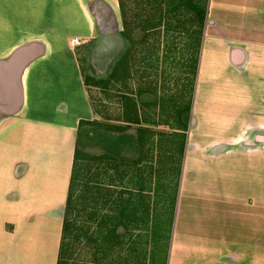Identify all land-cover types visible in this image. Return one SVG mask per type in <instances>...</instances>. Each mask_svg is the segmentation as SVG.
<instances>
[{
  "label": "crops",
  "instance_id": "0c3cea01",
  "mask_svg": "<svg viewBox=\"0 0 264 264\" xmlns=\"http://www.w3.org/2000/svg\"><path fill=\"white\" fill-rule=\"evenodd\" d=\"M100 2L119 10L0 0V61L43 48L0 120V264H57L79 124L94 117L70 40L96 38ZM185 135L166 264H264V0H207Z\"/></svg>",
  "mask_w": 264,
  "mask_h": 264
},
{
  "label": "rangeland",
  "instance_id": "374dc122",
  "mask_svg": "<svg viewBox=\"0 0 264 264\" xmlns=\"http://www.w3.org/2000/svg\"><path fill=\"white\" fill-rule=\"evenodd\" d=\"M140 1L124 0L131 32L121 54L104 73H98L91 64V50L95 39L86 43L79 40L78 45L74 46L71 45L70 40V47L78 60L94 113L92 123L82 125L78 131L79 158L85 163H100L99 170H103L105 168L103 161L111 159L107 152L108 143L106 140L122 136L132 137L134 141L122 143L118 153L117 162L122 166L121 171H124V176L133 179L136 175L135 167L152 172V181L147 184L150 188L149 192L143 195L148 197V200L145 198L146 204L149 202L150 206L148 223L143 224L145 226L140 227L139 231L135 229L129 231L127 236L128 241L135 240L140 236V239L137 240L138 244L148 254L153 207L157 201L159 202L157 206L161 208L162 200L168 193L166 191L170 180L172 182L171 189H173L176 181V169L179 165L176 154L172 156L166 150L160 151L159 148L157 151H152L148 143L154 137L166 140L169 144V141L174 137V127L177 123L176 117H174V105L186 103V94L182 91L192 90V85L191 87L189 85L191 81L194 86L195 77L190 69L185 67L192 55L196 53V47L195 42H193V49L187 47L189 41L186 36L187 32L194 31L195 27L190 28L189 24L179 25L183 21L182 18L187 16L184 15L188 10L187 0ZM195 1L200 2L201 5L207 4V0ZM118 9L117 24L120 31H123V18L119 6ZM160 12L163 20L159 27L156 23L159 20ZM155 24L156 26H154ZM144 35L147 36L146 41H143ZM195 37L197 38V35ZM167 45L168 48H166ZM128 48H134L135 54L145 53L149 57L147 77H143V82H141L144 83L142 87L145 92L143 94L138 92L139 84L134 75ZM150 66L155 69H151ZM137 67L140 71L143 70L141 66ZM163 99L165 101L161 104ZM160 105L163 108L162 111L159 109ZM138 142H141L142 145ZM179 143L180 141H178ZM179 149L181 146H178L177 151ZM168 151H171L169 146ZM170 169L171 178L169 177ZM115 185L111 190L114 191V194L123 191L125 181L121 183L117 181ZM103 187L106 190L107 187L104 185ZM167 216L168 214L164 218L166 219ZM91 255L89 245L82 243L75 247L68 264H89ZM124 264H128V262Z\"/></svg>",
  "mask_w": 264,
  "mask_h": 264
},
{
  "label": "trees",
  "instance_id": "16d2710c",
  "mask_svg": "<svg viewBox=\"0 0 264 264\" xmlns=\"http://www.w3.org/2000/svg\"><path fill=\"white\" fill-rule=\"evenodd\" d=\"M142 1L145 0H141L140 2ZM118 4L123 18V31H121V36L124 41H128L127 39L131 31L129 30V22L127 21V9H125L124 0H118ZM186 7L188 10L184 15L187 16L182 18L183 21L179 23V25L185 26L189 24L190 28L195 27V30H189L190 32H187L186 36H188L189 41L187 47L193 49V42H195L196 53L192 55L187 63V67H185L190 69V72L195 77L203 36L206 5H201L200 2L195 0H187ZM158 19L156 24L160 27L163 20L161 12ZM156 24L154 26H156ZM196 35L197 38L195 37ZM146 40L147 36L144 35L143 41ZM166 48H168V45ZM127 51L134 68V75L137 77L139 84L138 92L139 94H143L145 92L142 87L144 83L141 82H143V77H147L146 70L149 66V57L145 53L139 54V52L135 54L134 48H128ZM137 66H141L143 70L140 71L137 69ZM150 68L153 70L155 69L153 66H150ZM189 85L190 87L192 85L191 91H187L188 93L182 91V93L186 94V103L182 102L178 106H176V104L174 105V117H176L177 122L174 130L184 133H175L173 139L169 141V144L166 140L163 141V139H155L154 137H152L148 143L152 151H157L158 148L160 151L162 150V152L166 150V152H169L172 156L176 154L179 160L173 189H171L172 182L170 180L167 185L168 190L166 191L168 193H166V198L162 200L163 204L161 208L157 206V203H159L157 201L155 202L156 205L153 207V215L150 219L151 241L149 253L147 254V251L145 249L143 250L141 245L138 244L137 240L140 239V236L131 241H128L129 239L127 236L129 231H133L134 229L139 231L141 230L140 227L148 223L150 206L149 202L146 204V199L148 200V197H144L143 195L149 192L150 188L147 184H150L152 181V172L151 170L144 171L135 167L136 175L133 179L132 177L124 176V171H121L122 166L117 162L122 143H132L134 139L125 136L108 138L106 140L108 143L107 152L108 155L111 156V159L106 162L103 161L105 168L99 170L100 163H85L79 158L77 151L79 136L77 132L78 140L76 137L68 195L64 208L62 235L57 264H68V260L72 256L75 247H77V245H82V243H85L87 246L89 245V250L92 252L89 264H124L127 262L128 264H166L183 145L186 139L185 133L188 129L193 81H191ZM164 101L163 99L161 104H163ZM161 107L160 105L159 109L162 111L163 108ZM91 123L92 122H80L78 131L82 125ZM178 141H180L179 144ZM141 142L138 143L142 145ZM168 146L171 151H168ZM178 146H181L179 151H177ZM171 168L173 170V167ZM171 176L172 172L170 169L169 177L171 178ZM159 180L158 178V181ZM117 181L120 183L125 181V185L123 186V191L114 194V191L111 190L116 186L115 183ZM103 185L107 187H105L106 190ZM166 213L168 216L165 219L164 216L167 215ZM165 252L167 254L166 256Z\"/></svg>",
  "mask_w": 264,
  "mask_h": 264
},
{
  "label": "water",
  "instance_id": "95a60500",
  "mask_svg": "<svg viewBox=\"0 0 264 264\" xmlns=\"http://www.w3.org/2000/svg\"><path fill=\"white\" fill-rule=\"evenodd\" d=\"M91 15L96 35L91 50V64L98 73H104L121 54L125 41L118 26V11L100 2ZM43 48L38 43H28L16 49L9 58L0 61V120L16 115L23 103L21 77L26 67L38 59ZM7 85L5 86V82ZM7 88V89H6Z\"/></svg>",
  "mask_w": 264,
  "mask_h": 264
},
{
  "label": "built area",
  "instance_id": "2783aa9c",
  "mask_svg": "<svg viewBox=\"0 0 264 264\" xmlns=\"http://www.w3.org/2000/svg\"><path fill=\"white\" fill-rule=\"evenodd\" d=\"M78 43H79V39H72L71 40V45H78Z\"/></svg>",
  "mask_w": 264,
  "mask_h": 264
}]
</instances>
